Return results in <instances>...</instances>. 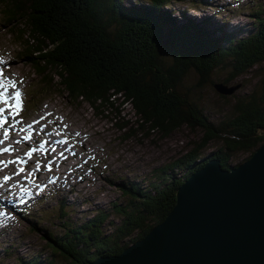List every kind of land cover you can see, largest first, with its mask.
<instances>
[{"label":"trees","instance_id":"obj_1","mask_svg":"<svg viewBox=\"0 0 264 264\" xmlns=\"http://www.w3.org/2000/svg\"><path fill=\"white\" fill-rule=\"evenodd\" d=\"M123 2L0 0V24L14 37L17 59L39 77L42 93L65 92L73 101H86L119 130H137L144 137L165 138L182 126L200 132L190 149L155 167L146 186L118 182L119 199L109 201L107 211L70 222L67 203L61 201V232L34 225L50 259L63 264H88L118 254L165 218L177 187L207 160L217 158L222 168H230L240 164L231 163L232 154L251 152L246 160L264 142V73L250 93L234 101L232 114L216 124L178 84L188 69L205 79L225 59L234 75L264 62V6L252 13L253 29L238 37L222 27L210 28L205 19L172 18L165 9L172 0ZM162 42H170L173 50L170 67L158 61ZM116 97L133 110L136 129L121 118ZM134 133L123 132V139ZM213 142H219L216 149L200 158ZM110 215L118 221L108 220ZM38 259L39 254L17 264H56Z\"/></svg>","mask_w":264,"mask_h":264},{"label":"rangeland","instance_id":"obj_2","mask_svg":"<svg viewBox=\"0 0 264 264\" xmlns=\"http://www.w3.org/2000/svg\"><path fill=\"white\" fill-rule=\"evenodd\" d=\"M140 1L142 0H125L122 4L130 5ZM261 6H264V0H172L165 9L176 20L182 19V14L194 17L198 21L205 19L209 21L210 28L222 27L225 32H233L236 36L242 37L253 29L252 13ZM2 26L0 24V72L4 77L15 81L21 92L24 90V99L21 98L24 102L23 118L39 119L52 109L54 112L51 113L52 122L59 121V124L54 123V125L51 122V129L50 118L38 120L40 123L36 124L37 127L33 125L31 130L32 136L38 135L37 132L40 131L38 127L43 126V129L47 128L48 133L50 131V135L46 137L47 141L67 138V143L63 145L75 153L72 157L67 155L65 147L58 144L55 148L56 150L60 148V151H36L29 159L24 157V153L30 147L39 148L40 144H36V141L31 142L30 139L28 140L31 142L29 145L21 144L20 150L16 151L19 148L14 140L22 133L14 134L13 131H10L9 139L0 145V147H6L11 144L14 149L12 152L4 153L0 161L13 160L17 156L27 160L24 165L11 164L14 171L21 166L25 169L23 173L17 175L19 176L17 182L15 181L18 177L16 174L13 175V171L9 172V166L0 165V173L2 172L0 176L13 175L8 181H0V189H7L0 190L3 192V199L0 195V212L4 213L0 215V264H17V260L32 259L37 254H39L38 260L42 263L45 261L50 263L52 259L56 264H63L64 262L59 258L50 259L52 257L50 249L41 233L33 228L34 225L55 233L61 232L59 225L62 220L58 219L61 201L67 203L70 222L81 223L87 217H92L99 209L107 211L108 202L119 199L118 182L135 181L146 186L148 178H152L153 169L190 149L200 132L198 129L192 131L182 126L165 138L159 137L158 134L144 137L145 133L137 132V130H119L104 115L96 113L86 101L82 103H78L77 100L73 101L66 96L65 92H63L64 95L42 93V88L37 86L39 77L32 73L29 65L17 59L14 37L7 33V28ZM172 58L173 50L170 42H162L158 61L164 67H170ZM263 73L264 62H261L242 74L234 75L229 60L225 59L205 79L194 69H188L178 84L203 108L207 118L216 124L232 114L234 101L250 93ZM0 80H3L2 75H0ZM216 82H223L228 86L239 84L240 87L231 95H221L213 87ZM13 91L15 89L9 87L8 95H11ZM119 98L121 97H116L114 100L119 106L121 118L128 120L133 124L129 126L132 125L136 129L133 110L128 104L121 105ZM25 109L27 112H24ZM31 122H22L21 125ZM2 131L0 128L1 134ZM27 131L24 134H27ZM75 132L79 135H75ZM123 132L135 133L123 139L125 136ZM215 144L219 145V142H213L202 150L200 158L211 154L216 149ZM46 148L51 149V146H44V149ZM61 152L64 153L66 159L59 156ZM250 153L232 154L231 163L235 165L243 162ZM35 159L42 161V170L35 171L34 180L32 176L28 180H23L22 177H28V170L31 166L35 169ZM49 160L52 161L50 171L44 167ZM61 163L65 164L64 168L63 165L61 166L63 169H59ZM55 178H57L56 181L52 180ZM30 179L31 181L28 182ZM36 189L38 190L33 192ZM8 190H10L9 193ZM26 194L29 196H25ZM7 204H13V206ZM109 219L118 221L114 215H110Z\"/></svg>","mask_w":264,"mask_h":264},{"label":"water","instance_id":"obj_3","mask_svg":"<svg viewBox=\"0 0 264 264\" xmlns=\"http://www.w3.org/2000/svg\"><path fill=\"white\" fill-rule=\"evenodd\" d=\"M213 87L231 95L240 85ZM88 264H264V142L230 168L207 160L177 187L160 223Z\"/></svg>","mask_w":264,"mask_h":264},{"label":"snow or ice","instance_id":"obj_4","mask_svg":"<svg viewBox=\"0 0 264 264\" xmlns=\"http://www.w3.org/2000/svg\"><path fill=\"white\" fill-rule=\"evenodd\" d=\"M0 75H3V73L0 72ZM9 87L15 89V91H13L11 93V95H8ZM0 89H2V91H0V102L3 103V107H0V128H2V130H3L2 131V138H0V145H3L5 143V141H7L9 139L10 131H15L16 130L15 126L22 123V121L20 119H17V117L20 116V114L23 110V104H22V100H21V91L19 90V88H17L15 81L5 77L3 80H0ZM43 119H44V117L42 116L40 118V120H43ZM39 123H40V121L34 120V121H32V123L25 124L23 127H20L19 132L25 133L26 130H28V131H27V134L21 136V138L16 140L15 143L19 144L21 142H26V141L32 139L31 130L33 129V125H36ZM5 125H7V126H5ZM41 131H43V126H41ZM57 135H59V133H57ZM77 135H79V134H77ZM45 143H47V141H41L39 148H36V147L28 148V150L24 153V157H27L30 159L34 152L43 151ZM66 143H67V138H65L63 140L56 141L51 146V150L53 152H55V150H56L55 144H66ZM67 150L68 149L66 148L65 151H67ZM12 151H14V149H13L11 144H8L6 147H0V153H8V152H12ZM59 156L66 159V157H64L63 152L59 153ZM53 159H55V157H53ZM26 163H27V160H25L24 158H22L20 156L15 157V159H13V160L0 161V165H3L4 167H7L8 164L24 165ZM51 165H52V161L49 160L48 163L46 165H44V167L50 171ZM40 168H41V162L39 160H37L36 165H35V169L33 170V172L39 171ZM24 171H25L24 167L21 166L17 169V172L15 174L19 175L20 173H23ZM33 172H29L28 177L33 176ZM28 177H25V178L27 179ZM9 179H10V176H8V175L3 176L4 181H8ZM0 215H4V213L0 212Z\"/></svg>","mask_w":264,"mask_h":264},{"label":"bare ground","instance_id":"obj_5","mask_svg":"<svg viewBox=\"0 0 264 264\" xmlns=\"http://www.w3.org/2000/svg\"><path fill=\"white\" fill-rule=\"evenodd\" d=\"M1 91H2V89H1ZM2 105H3V103L2 102H0V107H2ZM44 116H48V115H44ZM32 123V122H31ZM53 125H54V123H57V124H59V121L57 120H54L53 122ZM29 124V123H28ZM24 125H21V124H19V125H17L16 126V130L15 131H13L14 132V134H21V132H19V128L20 127H23ZM58 128H61V127H59L58 126ZM2 129V128H1ZM38 133V135L37 134H35V135H33L32 136V141L31 142H35L36 141V144L37 143H39L40 144V142L41 141H47L46 140V137H48V134L50 133V131H49V133L47 132V130L46 129H43V131H41V129H40V131H38L37 132ZM23 135H25L24 133H22L19 137H17V138H15V136H14V138H15V140H14V142L16 141V140H18V139H20L21 138V136H23ZM0 138H2V134L0 133ZM31 142H29V141H26V142H21V143H19V144H15V145H17L18 146V150H16V151H19L20 150V146H21V144H26L27 143V145H29ZM56 142V139H53V140H48L47 141V143H45L44 144V146H46V145H50V146H52L54 143ZM58 144H55V147L57 146ZM45 151H52L51 149H49V148H46V149H44ZM4 153H0V157L3 155ZM0 160H2V159H0ZM36 161L38 160V159H35ZM7 161V160H6ZM8 166H9V172L10 171H13L14 172V174L13 175H15V172H17V170H13V165H11V164H8ZM31 167H33V166H31ZM29 168V172H33V170L34 169H32V168ZM2 168H3V166H2ZM32 169V170H31ZM42 170V167L40 168V170L39 171H41ZM2 173V172H1ZM0 173V174H1ZM12 173V172H11ZM13 175H9L10 177H12ZM22 177V176H21ZM36 176H35V172H33V176H32V179L34 180V178H35ZM22 179L23 180H28L29 179V177L26 179L25 177H22ZM0 181H4L3 180V177L2 176H0ZM31 181V179L28 181V182H30ZM7 188V187H6ZM1 189H3V190H7V189H5V188H1ZM0 189V190H1ZM0 195H1V197H2V199H3V192L2 191H0ZM4 201V200H3ZM7 205H9V206H13V204L12 205H10V204H7Z\"/></svg>","mask_w":264,"mask_h":264}]
</instances>
